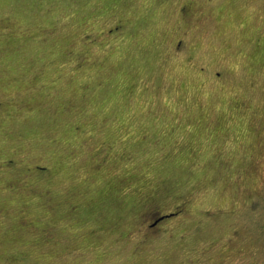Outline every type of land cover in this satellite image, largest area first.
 I'll return each mask as SVG.
<instances>
[{"label": "snow or ice", "instance_id": "1", "mask_svg": "<svg viewBox=\"0 0 264 264\" xmlns=\"http://www.w3.org/2000/svg\"><path fill=\"white\" fill-rule=\"evenodd\" d=\"M158 6V0H0V264H92L81 254L80 241L103 220L104 208L82 213L73 203L75 193L173 159L197 137L202 142L194 153L198 159L189 161L190 176L203 179L198 169L206 166L221 192L243 189L252 179L254 170L248 171L243 158L236 160L239 167L231 162L232 145L211 151L212 136L205 129L218 119L245 121L256 126L264 145V76L254 98L241 84L247 65L240 59L251 31L264 37V0H197L201 11L225 13L226 26L219 88L199 95L188 93L180 78L163 68L137 84L143 53L132 43L133 33H126L130 46L123 50L110 39L124 29L125 16L132 28L138 14ZM102 7L111 15L98 14ZM21 9L26 17L16 16ZM130 84L137 87L127 94ZM240 98L253 105L258 99V113L247 106L246 112H232L231 104ZM201 111L206 112L203 124L198 123ZM13 143L26 145V159L7 155ZM219 153L229 158L222 167ZM259 167L261 195L250 211L258 208L264 223V147ZM186 194L191 198V191ZM20 217L30 221L24 235L6 240ZM244 221L254 224L251 216ZM205 232L214 236L215 254L224 264H251L255 254L245 251L237 229L213 223ZM188 239L198 247L186 264H211L213 250L205 235L190 233ZM229 248L248 258L225 256ZM260 255L264 264V247Z\"/></svg>", "mask_w": 264, "mask_h": 264}, {"label": "rangeland", "instance_id": "2", "mask_svg": "<svg viewBox=\"0 0 264 264\" xmlns=\"http://www.w3.org/2000/svg\"><path fill=\"white\" fill-rule=\"evenodd\" d=\"M158 4L152 12L138 14L132 28H128V18L125 16L124 29L114 31L110 37L119 41L117 47L123 50L130 46L126 33H133L132 43L143 53L138 62L143 76L136 77L137 84L163 68L165 72L179 77L180 84L190 94L199 95L219 88L216 73L222 71L224 66L223 45L226 37L222 32L226 26L221 17L225 13L215 8L201 11L197 0H158ZM205 12L209 14L205 15ZM97 13L111 15L106 7L97 9ZM27 15L23 9L16 12L17 17ZM84 18L82 14L80 19ZM93 23L98 21L93 20ZM249 35L251 40L243 47L245 55L240 56L247 65L241 84L254 98H258L257 85L264 76V37L257 31H251ZM122 36L124 39H121ZM137 84H130L125 92L132 94L130 89L137 87ZM246 106L256 107L258 113L259 100L256 99L253 105L242 98L237 99L231 104V111L246 112ZM205 115V111L199 113L198 123H205ZM255 127L245 121L232 123L231 120L218 119L205 129L212 136V152L232 145L234 155L230 159L233 165L239 167L236 160L243 158L246 167L250 165L248 171L251 173L254 170L252 179L243 189L226 188L221 192L212 183L215 173L211 169L205 171L206 166L198 169L203 179H195L188 174L191 167L189 161L198 159L194 153L199 151L202 141L197 137L183 154H176L173 159L148 164L140 171H133L130 176L122 174L123 178H105L98 189L75 193L78 199L73 203L81 208L82 213L87 210L94 214L97 209L104 208L103 220L94 228H89L88 235L80 241L84 249L81 254L92 264H186L192 250L198 247L195 240L188 239L189 234L201 233L210 241L209 246L213 250V255L209 257L211 264H224L221 256L215 254L214 236L205 232L207 225L216 223L228 229H237L245 242V251L251 249L248 255L255 254L251 264H260L264 223L261 222L259 209H250L252 204L258 203L261 195L259 160L264 145L254 131ZM25 148L24 144H10L7 155L14 159H26L23 156ZM219 155L222 167L229 158L223 153ZM194 179L195 183L192 182ZM186 191H191V198ZM67 211L72 214L71 207ZM166 214L170 216L150 227L155 219ZM248 216L253 218L254 224L244 221ZM29 222L23 217L14 220L11 235L5 234L6 240L23 236L24 225ZM46 231H42V241L45 239L43 232ZM225 256L248 258L233 248H229Z\"/></svg>", "mask_w": 264, "mask_h": 264}, {"label": "flooded vegetation", "instance_id": "3", "mask_svg": "<svg viewBox=\"0 0 264 264\" xmlns=\"http://www.w3.org/2000/svg\"><path fill=\"white\" fill-rule=\"evenodd\" d=\"M165 216H168V217H169L170 214H166V215H163V216H161V217H163V219H164V218H167V217H165ZM159 218H160V217H159ZM159 218L155 219V220L150 224V227L155 226L159 221L163 220V219L158 220Z\"/></svg>", "mask_w": 264, "mask_h": 264}, {"label": "water", "instance_id": "4", "mask_svg": "<svg viewBox=\"0 0 264 264\" xmlns=\"http://www.w3.org/2000/svg\"><path fill=\"white\" fill-rule=\"evenodd\" d=\"M165 217H168V216H165ZM161 219H163V217H160L158 220H161Z\"/></svg>", "mask_w": 264, "mask_h": 264}]
</instances>
